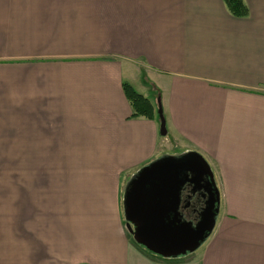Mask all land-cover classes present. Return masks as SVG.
Listing matches in <instances>:
<instances>
[{"label": "crops", "instance_id": "crops-1", "mask_svg": "<svg viewBox=\"0 0 264 264\" xmlns=\"http://www.w3.org/2000/svg\"><path fill=\"white\" fill-rule=\"evenodd\" d=\"M244 1L0 0V264H264V0ZM189 152L220 211L165 258L129 232L126 194Z\"/></svg>", "mask_w": 264, "mask_h": 264}, {"label": "water", "instance_id": "water-1", "mask_svg": "<svg viewBox=\"0 0 264 264\" xmlns=\"http://www.w3.org/2000/svg\"><path fill=\"white\" fill-rule=\"evenodd\" d=\"M161 132H167L164 119ZM186 171L193 176L186 178ZM204 171L215 183L209 164L200 154L189 152L163 156L138 172L126 194V215L127 228L140 245L159 256L173 258L194 252L209 237L220 211L219 191L217 208L209 206L196 224L182 222L178 211L181 187L187 180L199 181Z\"/></svg>", "mask_w": 264, "mask_h": 264}, {"label": "flooded vegetation", "instance_id": "flooded-vegetation-1", "mask_svg": "<svg viewBox=\"0 0 264 264\" xmlns=\"http://www.w3.org/2000/svg\"><path fill=\"white\" fill-rule=\"evenodd\" d=\"M184 176L191 178L190 172H183ZM218 190L214 182H211L210 174L204 171V175L197 182L186 181L180 191L179 218L182 222L196 224L201 213L209 206L217 208Z\"/></svg>", "mask_w": 264, "mask_h": 264}, {"label": "trees", "instance_id": "trees-1", "mask_svg": "<svg viewBox=\"0 0 264 264\" xmlns=\"http://www.w3.org/2000/svg\"><path fill=\"white\" fill-rule=\"evenodd\" d=\"M230 12L235 16H246L249 8L244 0H225ZM125 93L133 106L134 116L154 118V107L150 99L138 92L129 82L123 83Z\"/></svg>", "mask_w": 264, "mask_h": 264}]
</instances>
